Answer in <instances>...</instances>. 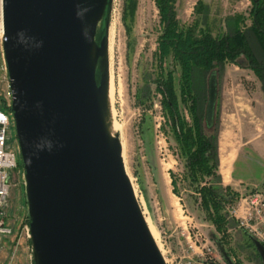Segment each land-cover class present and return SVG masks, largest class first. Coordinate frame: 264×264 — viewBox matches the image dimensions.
I'll use <instances>...</instances> for the list:
<instances>
[{
  "label": "rangeland",
  "instance_id": "rangeland-1",
  "mask_svg": "<svg viewBox=\"0 0 264 264\" xmlns=\"http://www.w3.org/2000/svg\"><path fill=\"white\" fill-rule=\"evenodd\" d=\"M173 6L179 27L191 29L195 36L202 30L212 37L228 34L229 24L238 15L245 19L241 30L245 31L250 25V0H174ZM160 32L155 0H106L96 21L94 48L100 52L93 68L101 88L106 74L103 53L107 33L111 38L109 66L113 97L109 119L114 143L132 185L138 210L146 227L155 235L164 264L189 261L227 264L214 243V227L197 208L199 197L184 178L176 142L169 126L164 124L159 105L161 97L155 91L158 65L155 55ZM101 41H104L102 46ZM250 43L255 55L261 58L256 41L251 38ZM239 63V66H218L207 74L198 70L194 76L196 91L203 93L202 107L203 99H208L211 82L214 84L213 127L205 132L207 135L217 132L221 182L236 194V201L253 193L264 194L262 171H252L261 168L260 163H263L246 145L264 136L263 84L247 68L242 57ZM163 67L173 73L177 82L179 70L173 61L168 58ZM10 130L11 141L18 145L14 122ZM228 159L227 173L224 161ZM13 171L9 198L3 210L12 232L9 237L0 238V264H6L13 249V264H37L32 242L22 232L24 226L30 229L31 221L24 168L19 162ZM169 173L173 174L179 197L173 194ZM231 204L225 202L226 212ZM229 223L228 243L223 249L232 263L262 264L256 251L243 239L246 231L238 228L235 221Z\"/></svg>",
  "mask_w": 264,
  "mask_h": 264
},
{
  "label": "water",
  "instance_id": "water-1",
  "mask_svg": "<svg viewBox=\"0 0 264 264\" xmlns=\"http://www.w3.org/2000/svg\"><path fill=\"white\" fill-rule=\"evenodd\" d=\"M103 1L2 0L3 54L37 264H164L102 124L101 87L90 64L96 22L89 21ZM254 246L264 264V247L256 239Z\"/></svg>",
  "mask_w": 264,
  "mask_h": 264
},
{
  "label": "trees",
  "instance_id": "trees-1",
  "mask_svg": "<svg viewBox=\"0 0 264 264\" xmlns=\"http://www.w3.org/2000/svg\"><path fill=\"white\" fill-rule=\"evenodd\" d=\"M250 1V25L245 31L240 28L245 19L238 15L229 24L228 34L212 37L206 30L195 36L191 29L179 27L174 0H155L161 27L155 55L158 63L155 91L161 97L159 105L164 124L169 126L176 142L177 158L183 162L184 178L199 197L197 208L219 235V238L214 235L213 240L227 264L233 263L223 248L228 243L229 222L234 220H228L225 202L235 203L236 194L230 187L222 185L217 132L213 135L205 132V129H212V118L206 119L208 99H203L202 107L203 93L196 91L194 76L198 70L207 74L225 64L239 66L242 57L264 90V0ZM251 38L258 44L261 58L255 55ZM168 58L178 67L177 82L173 73L163 67ZM18 160L17 163L23 166L20 157ZM169 175L173 194L178 196L173 174ZM243 237L256 251L255 238L247 232H243ZM255 255L260 259L257 252Z\"/></svg>",
  "mask_w": 264,
  "mask_h": 264
},
{
  "label": "built area",
  "instance_id": "built-area-1",
  "mask_svg": "<svg viewBox=\"0 0 264 264\" xmlns=\"http://www.w3.org/2000/svg\"><path fill=\"white\" fill-rule=\"evenodd\" d=\"M0 12H2L0 4ZM3 41L0 39V238L10 236L12 229L5 222L4 212L12 186V176L17 169L20 151L18 145L11 141L13 124L11 104L12 94L8 79L7 65L3 54ZM227 213L237 227L244 229L264 247V194L253 193L240 198L227 208ZM22 232L31 239L30 229L26 226ZM15 250L8 255L6 264H13ZM187 264H195L192 261ZM203 264V263H199Z\"/></svg>",
  "mask_w": 264,
  "mask_h": 264
},
{
  "label": "bare ground",
  "instance_id": "bare-ground-1",
  "mask_svg": "<svg viewBox=\"0 0 264 264\" xmlns=\"http://www.w3.org/2000/svg\"><path fill=\"white\" fill-rule=\"evenodd\" d=\"M106 0L103 1V5H105ZM100 13H97V15H95L94 17H92L89 21V25L92 23H95L98 19V17L100 16ZM110 35L107 33L106 38H105V51L103 53V58L106 59V74H105V79H104V84L103 87L101 88V90L98 93V103H99V109H100V114H101V118H102V124H103V128H104V132L106 134V137L109 141L110 144L114 143V130L112 127V123L111 120L109 119V111H110V107L112 106V91H113V78H112V74L110 71V66H109V60H110V50H111V40H110ZM95 48L92 47V49L90 50V64L91 66H93L94 61H95ZM112 111V110H111ZM230 160H225L224 164H226V172L228 171V166L230 165ZM225 166V165H224ZM228 173V172H227ZM126 175V173H125ZM226 175V174H225ZM126 178L128 180V183L132 189V193L134 195V191L132 188V185L129 182V179L126 175ZM148 230V233L154 243V245L156 246L157 250L159 251V247L158 244L156 243V238L154 233L152 232V229L148 226L146 227Z\"/></svg>",
  "mask_w": 264,
  "mask_h": 264
},
{
  "label": "crops",
  "instance_id": "crops-1",
  "mask_svg": "<svg viewBox=\"0 0 264 264\" xmlns=\"http://www.w3.org/2000/svg\"><path fill=\"white\" fill-rule=\"evenodd\" d=\"M259 139L258 140L256 139L253 142L248 141L246 145H247L248 149L251 151V153L253 155H255L256 157H258L260 159V161H262V163H263V165H261V163H260L261 168H258V169L254 168L252 171L254 173H258L259 171H262V176H264V136L260 140ZM254 167H255V165H254ZM249 169L251 170V168H249ZM239 182H241V181H239ZM261 184H263V188H264V181Z\"/></svg>",
  "mask_w": 264,
  "mask_h": 264
},
{
  "label": "clouds",
  "instance_id": "clouds-1",
  "mask_svg": "<svg viewBox=\"0 0 264 264\" xmlns=\"http://www.w3.org/2000/svg\"><path fill=\"white\" fill-rule=\"evenodd\" d=\"M0 4H2V0H0ZM4 37H5V28H4L2 12H0V39H4Z\"/></svg>",
  "mask_w": 264,
  "mask_h": 264
}]
</instances>
